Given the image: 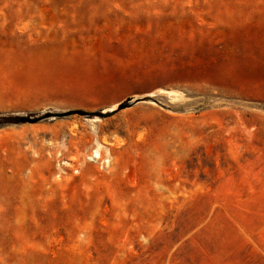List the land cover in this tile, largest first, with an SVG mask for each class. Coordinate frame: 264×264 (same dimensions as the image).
Returning a JSON list of instances; mask_svg holds the SVG:
<instances>
[{
    "label": "rangeland",
    "instance_id": "374dc122",
    "mask_svg": "<svg viewBox=\"0 0 264 264\" xmlns=\"http://www.w3.org/2000/svg\"><path fill=\"white\" fill-rule=\"evenodd\" d=\"M9 117L0 264H264V0H0Z\"/></svg>",
    "mask_w": 264,
    "mask_h": 264
},
{
    "label": "trees",
    "instance_id": "16d2710c",
    "mask_svg": "<svg viewBox=\"0 0 264 264\" xmlns=\"http://www.w3.org/2000/svg\"><path fill=\"white\" fill-rule=\"evenodd\" d=\"M38 120V119H37ZM36 119H29L28 117L26 118H18V117H9V118H4L1 120L0 123H17V124H24V123H33L37 122Z\"/></svg>",
    "mask_w": 264,
    "mask_h": 264
},
{
    "label": "bare ground",
    "instance_id": "6f19581e",
    "mask_svg": "<svg viewBox=\"0 0 264 264\" xmlns=\"http://www.w3.org/2000/svg\"><path fill=\"white\" fill-rule=\"evenodd\" d=\"M159 92L161 93H166L168 96L172 95V94H175V92H166V90H160ZM153 94H151L150 96H152ZM114 108V107H113ZM112 109V108H111ZM109 108V110H111ZM93 121H96V120H93ZM98 157V153L95 151L94 152V158H97ZM90 160H93V158H91Z\"/></svg>",
    "mask_w": 264,
    "mask_h": 264
}]
</instances>
